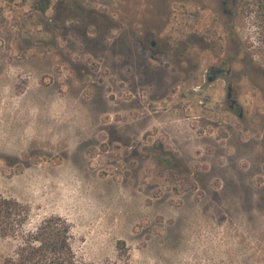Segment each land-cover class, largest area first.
Wrapping results in <instances>:
<instances>
[{
	"label": "rangeland",
	"instance_id": "obj_1",
	"mask_svg": "<svg viewBox=\"0 0 264 264\" xmlns=\"http://www.w3.org/2000/svg\"><path fill=\"white\" fill-rule=\"evenodd\" d=\"M43 1L0 0V193L25 228L66 220L92 264H264V73L237 57L257 45L239 2ZM194 14L209 44L176 56ZM231 52L236 108L204 86Z\"/></svg>",
	"mask_w": 264,
	"mask_h": 264
},
{
	"label": "trees",
	"instance_id": "obj_2",
	"mask_svg": "<svg viewBox=\"0 0 264 264\" xmlns=\"http://www.w3.org/2000/svg\"><path fill=\"white\" fill-rule=\"evenodd\" d=\"M50 2L44 0L38 9L46 12ZM236 2L240 6V23L250 20L257 41V45L243 47L240 53L250 59L253 67L264 73V64L252 61L255 55L264 60V0ZM28 217L29 208L26 205L0 193V237L16 240L15 246L2 257L0 264H92L79 260L66 220L60 217L47 218L35 230H27Z\"/></svg>",
	"mask_w": 264,
	"mask_h": 264
},
{
	"label": "flooded vegetation",
	"instance_id": "obj_3",
	"mask_svg": "<svg viewBox=\"0 0 264 264\" xmlns=\"http://www.w3.org/2000/svg\"><path fill=\"white\" fill-rule=\"evenodd\" d=\"M66 0L63 1V3H65ZM223 4L226 3V1L224 0L222 2ZM71 11H73V7H70ZM226 12V10H224ZM198 16L197 14H194L192 16V22H194V24L191 26V28L189 29L190 33L189 36L187 38H184L183 40L178 39V41L176 42V56L180 55V51L185 47L186 45V40H188L189 44L192 47H202L205 44H209V40L207 39V35L209 34V32L203 33L201 31V29H199V25L198 22H196ZM151 45H154L155 42L151 41L150 42ZM219 49H221V45L218 44ZM217 47V48H218ZM237 57H240V50L237 51ZM233 59H234V54L231 53H227L226 56H222L219 55L218 58H214L213 61H211L208 65V69H207V73H206V88L210 87L212 84H214L215 82L219 81V79L224 81V85L226 86L227 89V98L229 100H231L232 103V107L236 108L239 107V102L236 101L238 104H235L234 100H233V93L235 89H239L240 87V74L237 73L236 76H234L233 71L231 69V65L233 63ZM184 60V64L182 65V63L178 64V70L180 71L181 68H184L186 66H189L188 64V60L186 59V57L183 58ZM197 62L195 64H191L190 67H192V72L194 73L193 76H195V74L197 73ZM231 79V81L229 82L228 80ZM203 87V86H200ZM238 113H240V109L238 110Z\"/></svg>",
	"mask_w": 264,
	"mask_h": 264
}]
</instances>
